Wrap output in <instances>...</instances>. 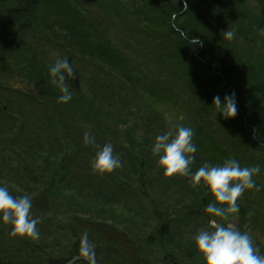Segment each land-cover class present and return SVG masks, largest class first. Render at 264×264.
Listing matches in <instances>:
<instances>
[{
    "label": "trees",
    "instance_id": "trees-1",
    "mask_svg": "<svg viewBox=\"0 0 264 264\" xmlns=\"http://www.w3.org/2000/svg\"><path fill=\"white\" fill-rule=\"evenodd\" d=\"M185 2L0 0L7 35L0 71L33 85V93L0 90L8 111L0 114V166H9L10 193L30 195L31 215L40 219L38 239L12 237L0 222V264L84 256V233L96 264H154L149 247L139 256L131 244L120 245L127 234H144L164 264H203L194 238L209 219L221 218L205 211L213 197L202 183L166 178L157 168L151 146L170 122L194 130L190 173L226 159L261 166L257 187L245 190L239 213L230 215L264 255V128L247 131L240 117L224 119L212 105L214 96L234 91L246 121L262 120L264 0ZM226 30L235 38L226 39ZM193 37L202 43L191 44ZM65 57L76 76L67 80L72 99L59 103L48 68ZM85 131L94 144L83 143ZM106 143L123 165L98 174L91 161Z\"/></svg>",
    "mask_w": 264,
    "mask_h": 264
},
{
    "label": "clouds",
    "instance_id": "clouds-1",
    "mask_svg": "<svg viewBox=\"0 0 264 264\" xmlns=\"http://www.w3.org/2000/svg\"><path fill=\"white\" fill-rule=\"evenodd\" d=\"M228 40L235 38V32L224 31ZM193 45L202 42L198 37L190 41ZM49 74L52 83L59 89L57 97L59 103H67L72 99V91L67 83L68 79L76 76L68 58H58L49 65ZM212 105L224 119L234 118L237 114L236 93H226L223 100L219 95L213 97ZM182 120L183 117H180ZM255 134V129H253ZM194 130L190 126L179 123H169L168 131L157 135L151 146V151L158 157L156 165L162 170L164 177L191 176L194 186L201 183L211 194L213 199L206 205L205 211L211 217L221 218L226 223L217 219H209L208 227L198 231L194 238L197 254L203 264H264V255L260 254L248 232L240 231L237 226L229 221L230 214L239 213L238 198L245 190L256 188L254 176L261 172L259 164L252 167H241L235 159H226L220 165L205 163L194 173L189 172L193 163L197 146L193 143ZM83 143H95L91 131H85ZM123 165L119 155L114 154L111 143L104 144L91 161V168L98 174L110 173ZM32 199L30 195L14 197L6 186L0 185V222L10 225L9 235L12 237L39 238L37 228L40 219L31 215ZM81 251L89 257L90 264H95L92 245L88 242L87 233L81 239Z\"/></svg>",
    "mask_w": 264,
    "mask_h": 264
},
{
    "label": "bare ground",
    "instance_id": "bare-ground-1",
    "mask_svg": "<svg viewBox=\"0 0 264 264\" xmlns=\"http://www.w3.org/2000/svg\"><path fill=\"white\" fill-rule=\"evenodd\" d=\"M237 117H240L241 121H243V124L245 126H247L245 128V130H252L255 129V132L258 128H264V115L261 116L262 120L256 119V120H250L249 122L246 121V116H245V112L243 111L242 107L239 105V103L237 102ZM235 116V117H236ZM264 130V129H263ZM262 138H264V133L261 135ZM264 149V147H263ZM142 176L148 178L150 176V172H145L142 174ZM186 177V176H183ZM166 179V178H164ZM122 228L126 229L128 232H131L132 227L127 226L126 225H121ZM244 227V226H242ZM143 228H139V233H142ZM124 239L122 241V243H120L121 246H125L127 243L131 244V246L133 247V249L135 250L136 254L139 256H143L148 247L152 248V250L156 249L158 246L156 244L151 243L152 241L148 240L146 241L145 239H147V237L144 234H139V236L133 235V234H127L124 235ZM112 246V245H111ZM70 260L74 261L76 264H90V260H87L86 258L80 256V255H73L69 258ZM66 261H63L61 263L56 262L55 264H64Z\"/></svg>",
    "mask_w": 264,
    "mask_h": 264
},
{
    "label": "rangeland",
    "instance_id": "rangeland-1",
    "mask_svg": "<svg viewBox=\"0 0 264 264\" xmlns=\"http://www.w3.org/2000/svg\"><path fill=\"white\" fill-rule=\"evenodd\" d=\"M183 2L186 3L185 0H183ZM133 3H134V1H133ZM6 37H7V35H5L4 32L0 29V39L6 38ZM0 46L3 47L2 41H0ZM7 51H8V48H7ZM7 60L12 61V58L8 57ZM10 64L12 65V63H10ZM6 68H7V66H6ZM10 68H11V66L7 69L13 71V69H10ZM23 83H25V81ZM23 83L19 81L17 73H14V71L12 73L7 72V71H3V70L0 71V87H2V88H16L18 86V84L20 87H23V86L26 87ZM0 90L2 91L3 89H0ZM6 111H7L6 107L0 105V114L2 112L6 113ZM1 116H3V115L1 114ZM1 116H0V121L1 120L6 121V118L5 117L3 118ZM0 131L4 132L5 128L3 126H0ZM8 167L9 166H6V168L3 167V165L0 166V178H1L0 179V185L6 186V187H7L6 181L8 180V176H9V173L7 172ZM217 221L221 222V223H226V221H223L222 219H219ZM229 221H231L232 223H234L237 226V224L240 222V218L239 217L232 218L230 215ZM149 249H150V251L152 250V248H150V247H149ZM153 256H154V258H153L154 264H164V262H162L164 257L162 258V254H161L160 250H157V249L153 250Z\"/></svg>",
    "mask_w": 264,
    "mask_h": 264
},
{
    "label": "water",
    "instance_id": "water-1",
    "mask_svg": "<svg viewBox=\"0 0 264 264\" xmlns=\"http://www.w3.org/2000/svg\"><path fill=\"white\" fill-rule=\"evenodd\" d=\"M70 262H72V260Z\"/></svg>",
    "mask_w": 264,
    "mask_h": 264
}]
</instances>
